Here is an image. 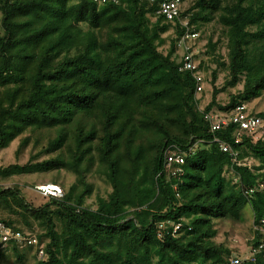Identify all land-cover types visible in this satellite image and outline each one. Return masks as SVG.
Wrapping results in <instances>:
<instances>
[{"label":"trees","instance_id":"1","mask_svg":"<svg viewBox=\"0 0 264 264\" xmlns=\"http://www.w3.org/2000/svg\"><path fill=\"white\" fill-rule=\"evenodd\" d=\"M159 5L0 0V149L39 131L35 142L45 146L36 157L57 152L0 166V177L66 168L78 178L62 197L39 207L19 186H0V202L11 199L22 219L0 221L21 232L42 229L36 232L39 243L46 241L38 264H232L231 249L214 239L215 221L240 219L247 204L254 235L251 256L239 257V264H264V137L243 134L236 142L237 124L213 130L206 118L264 92V0H195L182 4V18L174 20L159 14ZM215 19L227 39V60L215 54L221 39L212 35L206 53L227 78L217 87V68L212 70L211 100L201 108L198 81L193 71L180 69L178 49L187 31L198 33L197 40ZM172 27L165 53L160 47ZM207 69L201 60L197 70ZM240 82L242 88L221 104L218 95ZM257 115L264 119V112ZM30 136L22 137L20 148ZM173 151L184 153L186 162L182 175L170 179L164 167ZM250 156L258 165L244 162ZM93 170L112 186L94 209L86 205ZM171 221L180 228L174 231ZM38 248L10 242L0 249V264L7 252L23 263L25 252L34 249L38 256Z\"/></svg>","mask_w":264,"mask_h":264},{"label":"rangeland","instance_id":"2","mask_svg":"<svg viewBox=\"0 0 264 264\" xmlns=\"http://www.w3.org/2000/svg\"><path fill=\"white\" fill-rule=\"evenodd\" d=\"M195 0H185L183 3V7L187 8L191 4L194 3ZM1 19V13H0ZM201 37L197 40L193 39L191 42L187 41L186 46H193L195 48L192 49V53L194 55L195 64L201 62V60L206 61L208 69L199 70L198 72L202 75L204 79L203 87L205 88L202 94L198 93V97L200 96V107L203 108L206 104L211 100V93L213 90V84L211 82V72L212 70L217 68V80L215 85L217 87H221L227 78V70L218 67V63L215 59H213L212 55L206 53V43L208 40V36L212 35L213 40L217 41L219 39V45L216 55H221L223 60H227V48L226 41L227 39L224 37L223 29L221 25L218 23L217 19L213 20L211 23L207 24L203 31L200 32ZM174 36L173 27L170 28L169 31L165 33V37L167 38L166 42L160 47L163 52H167L169 49L171 38ZM183 48L178 49V53L183 54ZM180 59V55L178 56ZM204 69V68H203ZM197 72V73H198ZM243 83H238L235 87H229L227 91L221 92L218 95V101L225 105L229 101V96L231 93H236L239 89H241ZM250 110L254 113L264 112V92L262 95L256 99H253L251 102H246ZM217 109L214 110V113ZM264 133V129H262L257 134H254L253 139L256 141L258 138L264 137V134L260 136L261 133ZM40 132H26L24 135L19 136L15 140L11 142V144L3 149H0V166H7L13 163L26 164L31 157H36V154L39 153L43 146H45V141L43 144H37L35 141L36 135ZM30 136L29 143L25 144L22 148H20V142L22 137ZM55 153H44L42 152L39 156H37L33 161H42L44 159L50 158ZM244 162L248 165H258L259 161L254 157L250 156L245 158ZM229 177V174H226ZM77 174L71 170L62 168L60 170H51L49 172H37V173H28V174H16L10 177H0V186L1 187H12L19 186L22 191V194L25 196L27 202H29L34 207H39L44 205L50 200V197H44L38 190L37 186L40 184L46 183H57L60 185L64 191H66L73 183L77 181ZM88 182L93 184V192L90 197L86 200V205L91 208L97 207L98 197H107V195L112 191V186L107 182V179L104 175H101L94 170L88 174L87 177ZM235 182H237V178H235ZM10 204L4 205V202H0V218L6 219H21V216L15 213L17 209V205L12 202L11 199ZM54 208V207H53ZM57 210V208H56ZM55 221L57 223V228L59 231L62 230V223L59 216H55ZM21 222V221H20ZM216 227L218 229V234L214 238L217 243H222L226 247L230 248L233 255H237L242 260L248 259L251 256L250 252V240L254 235V224H253V210L249 204H247L241 214L240 219H232V218H220L215 221ZM22 226V222L19 223ZM26 227V226H25ZM24 227V228H25ZM29 230V229H28ZM34 232H38L41 234L42 229L35 225L33 228ZM28 232V231H25ZM47 240V238H45ZM46 241L39 243L40 246L44 247V243ZM25 246H20V248H24ZM26 258L23 263L17 262L15 254L7 252L6 257L3 259L2 264H38L39 258L43 256L39 252L38 256L36 255V251L29 250L25 252Z\"/></svg>","mask_w":264,"mask_h":264},{"label":"built area","instance_id":"3","mask_svg":"<svg viewBox=\"0 0 264 264\" xmlns=\"http://www.w3.org/2000/svg\"><path fill=\"white\" fill-rule=\"evenodd\" d=\"M98 3L106 2L107 0H95ZM182 0H160L159 9L157 12L161 15H164L168 20H174L176 18L181 17V10H182ZM181 23L183 25H187L188 21L186 19H181ZM198 36V33H191L187 31L184 36H182L180 40V44L182 45L183 54L181 55L182 65L180 67L181 70H191L194 72V76L198 81L197 93H200L203 90V77L198 72V66L195 64L194 55L192 50H190V46H186L187 41H192L195 37ZM190 41V42H191ZM198 72V73H197ZM211 122V126L213 130H216L224 125H229L231 123L238 125V130L236 133V142L241 140L243 134H257L262 129H264V119L259 117L257 113L252 112L248 107L246 102L241 104H237L233 109L230 111H214L208 113L206 115ZM264 133L262 132L260 136ZM222 149L224 151H230L231 147L228 144H222ZM236 156L237 153L233 152ZM186 162L185 154L180 152H169L166 158L165 163V172L168 175V178H178L183 173V165ZM174 188L177 189V185L174 184ZM38 191L44 197H62L63 191L61 188L56 187L52 184H40L37 186ZM255 188L249 189L247 193L251 194L254 192ZM177 196L179 193L177 192ZM264 222V218L262 219ZM164 222L160 223V227L162 229L165 228ZM168 223L174 224L175 222L171 221ZM174 231L180 228L181 224H174ZM10 242H14L19 247L20 246H29L33 245L34 247H39L38 251L44 255V249L39 244L38 235L36 232H21L14 230L12 227L8 226L3 221H0V249L5 248L8 246ZM264 244L259 245V249H261ZM257 251V249H256ZM232 264H239L240 258L237 255H234L232 258Z\"/></svg>","mask_w":264,"mask_h":264},{"label":"clouds","instance_id":"4","mask_svg":"<svg viewBox=\"0 0 264 264\" xmlns=\"http://www.w3.org/2000/svg\"><path fill=\"white\" fill-rule=\"evenodd\" d=\"M46 184H48V183H46ZM49 184H52V185H54V183H49ZM56 187H58V188H61L62 189V187L60 186V185H55ZM38 190V189H37ZM62 191H63V189H62ZM63 195H64V191H63Z\"/></svg>","mask_w":264,"mask_h":264},{"label":"bare ground","instance_id":"5","mask_svg":"<svg viewBox=\"0 0 264 264\" xmlns=\"http://www.w3.org/2000/svg\"><path fill=\"white\" fill-rule=\"evenodd\" d=\"M54 185H56V184H54Z\"/></svg>","mask_w":264,"mask_h":264}]
</instances>
